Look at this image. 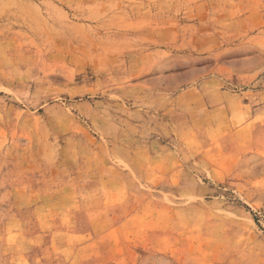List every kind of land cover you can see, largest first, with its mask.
I'll return each instance as SVG.
<instances>
[{"label":"rangeland","instance_id":"374dc122","mask_svg":"<svg viewBox=\"0 0 264 264\" xmlns=\"http://www.w3.org/2000/svg\"><path fill=\"white\" fill-rule=\"evenodd\" d=\"M0 264H264V0H0Z\"/></svg>","mask_w":264,"mask_h":264}]
</instances>
